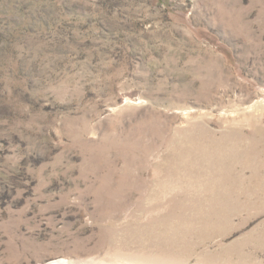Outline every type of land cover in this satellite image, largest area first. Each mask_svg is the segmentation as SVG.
I'll return each mask as SVG.
<instances>
[{"label":"rangeland","instance_id":"374dc122","mask_svg":"<svg viewBox=\"0 0 264 264\" xmlns=\"http://www.w3.org/2000/svg\"><path fill=\"white\" fill-rule=\"evenodd\" d=\"M60 260L264 264V0H0V264Z\"/></svg>","mask_w":264,"mask_h":264},{"label":"bare ground","instance_id":"6f19581e","mask_svg":"<svg viewBox=\"0 0 264 264\" xmlns=\"http://www.w3.org/2000/svg\"><path fill=\"white\" fill-rule=\"evenodd\" d=\"M52 262H54V261H52ZM57 262H54V264H70L69 262H67L65 260H60V261H57ZM44 264H46V263H44Z\"/></svg>","mask_w":264,"mask_h":264}]
</instances>
